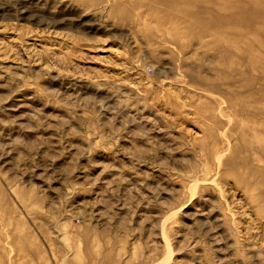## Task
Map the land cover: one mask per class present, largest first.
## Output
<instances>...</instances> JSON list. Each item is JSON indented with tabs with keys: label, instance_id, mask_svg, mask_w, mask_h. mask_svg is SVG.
Returning <instances> with one entry per match:
<instances>
[{
	"label": "rangeland",
	"instance_id": "374dc122",
	"mask_svg": "<svg viewBox=\"0 0 264 264\" xmlns=\"http://www.w3.org/2000/svg\"><path fill=\"white\" fill-rule=\"evenodd\" d=\"M0 264H264V0H0Z\"/></svg>",
	"mask_w": 264,
	"mask_h": 264
}]
</instances>
